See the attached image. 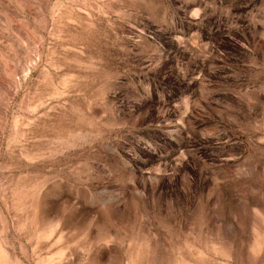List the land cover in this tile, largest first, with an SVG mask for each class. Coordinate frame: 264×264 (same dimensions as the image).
Listing matches in <instances>:
<instances>
[{"label": "rangeland", "instance_id": "374dc122", "mask_svg": "<svg viewBox=\"0 0 264 264\" xmlns=\"http://www.w3.org/2000/svg\"><path fill=\"white\" fill-rule=\"evenodd\" d=\"M0 264H264V0H0Z\"/></svg>", "mask_w": 264, "mask_h": 264}]
</instances>
